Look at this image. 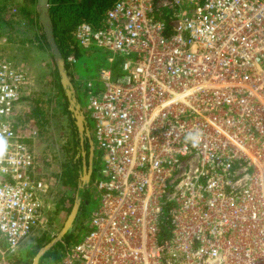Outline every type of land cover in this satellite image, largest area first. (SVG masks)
I'll list each match as a JSON object with an SVG mask.
<instances>
[{"label": "built area", "instance_id": "1", "mask_svg": "<svg viewBox=\"0 0 264 264\" xmlns=\"http://www.w3.org/2000/svg\"><path fill=\"white\" fill-rule=\"evenodd\" d=\"M70 34L110 56L85 107L97 207L57 264H264V0H115ZM27 83L0 56V264L45 221Z\"/></svg>", "mask_w": 264, "mask_h": 264}, {"label": "rangeland", "instance_id": "2", "mask_svg": "<svg viewBox=\"0 0 264 264\" xmlns=\"http://www.w3.org/2000/svg\"><path fill=\"white\" fill-rule=\"evenodd\" d=\"M35 18L36 0H0V56L23 69L28 77V83L14 112L16 126L22 129L20 134L36 158L35 177L42 179L47 185L46 197L49 198V202L44 210L47 224L43 223L39 234L53 237L62 228L68 215L66 209L69 206L62 202V206L57 208L54 203L61 195L65 197L68 192H74L71 186L63 185L66 176H57L71 165V133L67 118L59 114L62 102L52 84V58L38 46L37 40H34L42 35ZM46 50L49 52L47 47ZM80 52L83 55L69 69V77L78 100L82 103L87 128L91 131L94 122L89 109L88 112L85 111L89 102L88 91L91 90L98 96V91L95 89L98 84V73L102 68L109 66L110 55L105 49L95 46ZM118 58L121 56L116 55L115 63H119ZM89 81L93 87H88ZM42 111L48 119L45 121L47 123L41 122L39 114ZM94 150L93 170L95 171H92L89 185L98 178L97 172L103 163L95 145ZM83 202H87L86 208L77 225L40 258L39 264L41 262L57 264L64 256L65 246L77 242L83 236L90 215L98 203L96 192L92 187L90 189L88 187L83 192ZM30 242L24 243L30 245Z\"/></svg>", "mask_w": 264, "mask_h": 264}, {"label": "trees", "instance_id": "3", "mask_svg": "<svg viewBox=\"0 0 264 264\" xmlns=\"http://www.w3.org/2000/svg\"><path fill=\"white\" fill-rule=\"evenodd\" d=\"M114 1L115 0H49V11L53 22L54 36L64 59L69 54L70 50H73L75 52L77 60L83 55L82 52H80L77 48H75L72 45V38L70 33L72 29L75 27V25L81 21L95 22L103 14V12L111 6V4ZM34 40H37L38 46L43 48L46 51V53L51 57L50 53L46 50V47L48 49V45L44 40V35L42 34L40 37L38 36V38L37 37L34 38ZM52 64H53L52 84L54 85V88L62 102L59 114L64 115L67 118L69 130L71 133V144H70L71 165L69 168L67 167L65 172H61L57 176H64V177L66 176L65 178L66 180L64 181L63 185L68 187L71 186V188L74 189L73 193L68 192V194L65 197L61 195V197L57 200V202L55 201L54 205L57 208H60L62 206V202L66 203V205H69L68 208L66 209V212L69 213L75 198L77 183L79 181L80 171H81L82 157L80 154V137L78 135L76 125L74 123V118L71 116L67 108L68 101L64 94V90L61 87L59 81L60 77L58 75L57 69L53 61ZM65 66L66 69L68 70L69 65L65 63ZM76 96L78 99L77 93ZM79 103L82 104L80 101ZM39 115L42 120L41 122L47 123L45 122L48 120L46 118L45 112L42 111L40 112ZM15 129H16V133L21 135L20 132L22 131V129L18 128L17 126H15ZM20 140L22 142L27 143L22 137ZM84 145L87 150L88 149L87 143H84ZM28 147L30 148L29 145ZM87 157H88V151L86 152V160ZM94 171L95 170H93V172ZM48 202H49V198L44 197L43 211L46 209ZM85 208H86V204H84L82 201L80 211L83 213ZM50 239L51 236L47 237L45 236V234L44 235L38 234L33 239L34 242L33 246L31 244L30 245L29 244L26 245L25 243L21 244L16 252L11 253L9 255L11 263L32 264L33 257L36 254V252L47 242H49ZM45 254L42 257H44ZM41 264H43V262H41Z\"/></svg>", "mask_w": 264, "mask_h": 264}, {"label": "water", "instance_id": "4", "mask_svg": "<svg viewBox=\"0 0 264 264\" xmlns=\"http://www.w3.org/2000/svg\"><path fill=\"white\" fill-rule=\"evenodd\" d=\"M36 19L41 28L42 34L44 35V40L48 45L49 53L60 77L59 81L68 101L67 108L71 116L74 118V123L80 137V154L82 157V163L75 198L67 218L59 232L36 252L33 257L32 264H39V260L42 255L50 250L57 241L62 240L64 235L72 232L78 221L81 219L82 212L80 211V208L81 202L83 201V192L88 188L91 180L94 158V144L86 125L84 110L82 104H80L77 99L75 88L69 77V69H66L65 59L62 56L54 36L53 22L49 11V0H36ZM84 143H87L88 145L87 160V150ZM83 203L87 204V202Z\"/></svg>", "mask_w": 264, "mask_h": 264}, {"label": "crops", "instance_id": "5", "mask_svg": "<svg viewBox=\"0 0 264 264\" xmlns=\"http://www.w3.org/2000/svg\"><path fill=\"white\" fill-rule=\"evenodd\" d=\"M89 189H90V187H89ZM96 207H97V206H95V208H96ZM95 208H94V209H95ZM43 214H44V211H43ZM44 218H45V220H46L47 217L44 216ZM43 223H44V224H47L46 221L42 222L39 226H37V227L31 232L30 236H28L27 239H26V241H28V242L31 240L30 244H31L32 246H33V244H34V242H33L34 237L37 236V235L39 234V229H42V228H43V225H44ZM62 226H63V225H62ZM87 230H88V226H87V228H86V230H85V233L87 232ZM55 235H56V234H55ZM55 235H54V236H55ZM54 236H53V237H54ZM53 237H51V238H53ZM26 241H25V242H26Z\"/></svg>", "mask_w": 264, "mask_h": 264}, {"label": "clouds", "instance_id": "6", "mask_svg": "<svg viewBox=\"0 0 264 264\" xmlns=\"http://www.w3.org/2000/svg\"><path fill=\"white\" fill-rule=\"evenodd\" d=\"M4 150V141L0 139V152H3Z\"/></svg>", "mask_w": 264, "mask_h": 264}, {"label": "flooded vegetation", "instance_id": "7", "mask_svg": "<svg viewBox=\"0 0 264 264\" xmlns=\"http://www.w3.org/2000/svg\"><path fill=\"white\" fill-rule=\"evenodd\" d=\"M87 151H88V149H87ZM93 152H95V150ZM93 160H94V158H93Z\"/></svg>", "mask_w": 264, "mask_h": 264}]
</instances>
